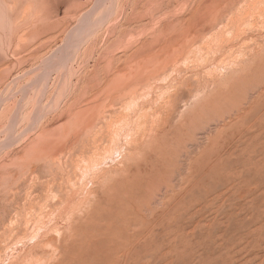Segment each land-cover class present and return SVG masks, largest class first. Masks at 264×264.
Wrapping results in <instances>:
<instances>
[{
    "label": "rangeland",
    "instance_id": "obj_1",
    "mask_svg": "<svg viewBox=\"0 0 264 264\" xmlns=\"http://www.w3.org/2000/svg\"><path fill=\"white\" fill-rule=\"evenodd\" d=\"M0 264H264V0H0Z\"/></svg>",
    "mask_w": 264,
    "mask_h": 264
}]
</instances>
